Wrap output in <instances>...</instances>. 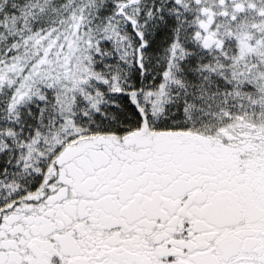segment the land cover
<instances>
[{
	"label": "snow or ice",
	"instance_id": "obj_1",
	"mask_svg": "<svg viewBox=\"0 0 264 264\" xmlns=\"http://www.w3.org/2000/svg\"><path fill=\"white\" fill-rule=\"evenodd\" d=\"M0 264H264V0H0Z\"/></svg>",
	"mask_w": 264,
	"mask_h": 264
}]
</instances>
